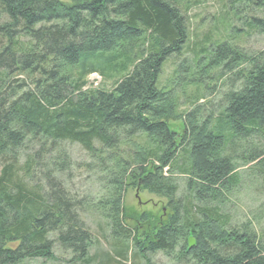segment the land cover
I'll return each instance as SVG.
<instances>
[{"label":"trees","instance_id":"trees-1","mask_svg":"<svg viewBox=\"0 0 264 264\" xmlns=\"http://www.w3.org/2000/svg\"><path fill=\"white\" fill-rule=\"evenodd\" d=\"M189 1L0 0V264L55 259L57 246L86 260L90 208L146 264L158 251L196 264H264V236L231 227L222 207L239 183L228 146L264 135V49L203 46L201 71H235L242 85L226 93L216 123L199 105L179 112L160 76L189 41ZM244 1L259 11L248 25L264 33V0ZM105 55L118 63L114 87L87 88L95 70L87 64ZM67 143L88 152L86 169L111 174L107 197L94 203L66 184L74 166ZM247 155L264 172V149ZM129 186L166 198V218L149 228L148 214L133 219L123 201Z\"/></svg>","mask_w":264,"mask_h":264},{"label":"rangeland","instance_id":"rangeland-1","mask_svg":"<svg viewBox=\"0 0 264 264\" xmlns=\"http://www.w3.org/2000/svg\"><path fill=\"white\" fill-rule=\"evenodd\" d=\"M182 9L188 18L190 38L181 55L166 61L160 76V86L172 90L178 101L179 112L192 110L199 105L201 115L212 116L216 123L226 106V93L241 87L242 81L235 71L221 74L222 67L214 68L210 73L205 72L207 69L202 72L200 68L207 56L201 48L227 40L248 55L263 50L264 33L248 25L252 16L259 11L244 0H190L182 3ZM198 57L204 58L197 62ZM117 64L110 55L92 58L87 65L95 70L85 76L86 87L112 89L118 76ZM172 127L179 129L180 125L173 124ZM66 147L74 163L71 175H63L69 188L94 203L107 197L111 190L107 183L111 174L99 168L86 169L83 164L92 159L79 144L67 143ZM256 148L264 149V135L245 141L237 140L234 145L228 146L227 153L234 157L239 183L227 194L222 207L229 216L231 227L255 231L264 236V172L258 162L249 160L247 155ZM176 179L179 195L183 196L186 192V177L178 172ZM137 189L138 186H129L124 191V205L133 219L148 214L151 225L149 221L147 226L153 227L168 215L167 199L141 187L139 192ZM84 219L94 240L86 260L72 259L70 252L57 246L55 259L31 258L19 264H146L131 241L115 237L108 219L101 211L90 208ZM148 256L152 264H196L188 258L179 257L177 251L171 255L158 251L148 253Z\"/></svg>","mask_w":264,"mask_h":264},{"label":"water","instance_id":"water-1","mask_svg":"<svg viewBox=\"0 0 264 264\" xmlns=\"http://www.w3.org/2000/svg\"><path fill=\"white\" fill-rule=\"evenodd\" d=\"M139 187L140 186H138L137 192H139ZM195 244H196L195 238L193 236H190L189 237V248H192Z\"/></svg>","mask_w":264,"mask_h":264}]
</instances>
